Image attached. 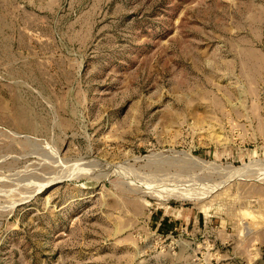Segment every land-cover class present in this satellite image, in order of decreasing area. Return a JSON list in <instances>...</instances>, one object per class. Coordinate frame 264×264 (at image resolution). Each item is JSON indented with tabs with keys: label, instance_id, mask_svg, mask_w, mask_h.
Here are the masks:
<instances>
[{
	"label": "rangeland",
	"instance_id": "374dc122",
	"mask_svg": "<svg viewBox=\"0 0 264 264\" xmlns=\"http://www.w3.org/2000/svg\"><path fill=\"white\" fill-rule=\"evenodd\" d=\"M0 264H264V0H0Z\"/></svg>",
	"mask_w": 264,
	"mask_h": 264
}]
</instances>
